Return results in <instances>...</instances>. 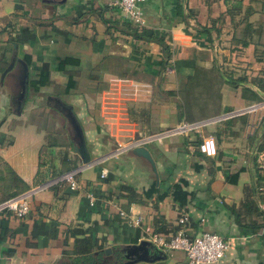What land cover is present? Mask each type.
<instances>
[{
  "label": "crops",
  "instance_id": "crops-1",
  "mask_svg": "<svg viewBox=\"0 0 264 264\" xmlns=\"http://www.w3.org/2000/svg\"><path fill=\"white\" fill-rule=\"evenodd\" d=\"M117 1L0 0V47L5 48L0 58V202L17 185L24 187L17 196L42 187L31 196L24 219L0 214V264H73L86 251L85 238H90L91 254L99 257L105 249L150 242L162 234L156 232L160 224L170 234L182 215L188 218L187 234L211 232L228 243L216 264H264V230L244 229L232 214L252 197L254 162L264 157L256 150L264 136V94L258 103L243 100L240 88L225 83L221 74L230 70L233 77L245 73L249 80L264 79V0H145L139 5L144 26L138 29L122 16ZM246 23L251 24L246 32L259 28L262 35L247 49H255L257 57L236 58L231 49ZM132 30L143 37H134ZM9 37L13 44L6 43ZM63 58L78 61L67 68L75 83L68 91L67 76L57 72ZM20 62L27 66L28 80L18 110ZM42 70L49 72L51 84L34 92L29 81ZM116 81L124 83L119 105ZM246 86L259 93L255 85ZM48 97L60 100L76 118L90 164L81 163L75 132ZM186 123L200 126L144 146L156 165L158 184L149 164L131 150L114 154L120 127L141 138ZM207 137L216 143L214 157L198 151ZM128 141L126 136L119 140ZM102 169L108 171L104 179ZM69 172L75 173L77 189L63 181ZM181 180L192 194L183 209L169 194L160 201L156 195L143 198L154 183L164 192ZM124 187L143 203H130ZM240 220L242 225L260 221L254 215ZM165 254V261L137 264L185 263L180 251Z\"/></svg>",
  "mask_w": 264,
  "mask_h": 264
},
{
  "label": "built area",
  "instance_id": "built-area-1",
  "mask_svg": "<svg viewBox=\"0 0 264 264\" xmlns=\"http://www.w3.org/2000/svg\"><path fill=\"white\" fill-rule=\"evenodd\" d=\"M144 1L145 0H118L115 3V6L118 8L122 16L138 29L144 26L143 14L139 6ZM114 88L115 95H117L118 99L116 104H118L123 95L124 83L122 81H116L114 83ZM254 108L255 107H252V109ZM198 126H200V124L186 123L179 125L175 129L167 130L151 136H143L141 138L136 137L132 130L120 127L115 131L116 136L114 140L116 142V150L114 154H119L125 150L127 151L136 147L148 145L155 140H160L172 134H184L191 131L192 128H196ZM125 136L129 138V141L123 145L119 142V140L123 139ZM198 151L207 157H214L217 153L214 139L211 137L203 139L198 145ZM258 163L261 168L264 169V157H261ZM107 174L108 171L106 169H102L99 177L104 179ZM63 181L71 190L79 187L75 180L74 172L67 173L63 177ZM41 189V186H37L26 193L0 202V214L9 213L19 220L24 219L30 211L29 202L31 196ZM259 193L264 196V186L260 188ZM88 198L90 200V204H93L94 197L89 195ZM119 214L124 218L126 217V214L123 212H120ZM187 223V216L182 215L178 220V225L181 227L178 231L168 235H155L150 239V242L164 252H182L186 258L184 264H216L219 262L229 247L228 243L217 234L211 232H201L194 236L189 235L183 229ZM135 224L138 225V221H135Z\"/></svg>",
  "mask_w": 264,
  "mask_h": 264
},
{
  "label": "trees",
  "instance_id": "trees-1",
  "mask_svg": "<svg viewBox=\"0 0 264 264\" xmlns=\"http://www.w3.org/2000/svg\"><path fill=\"white\" fill-rule=\"evenodd\" d=\"M241 5V2H240ZM239 5V6H240ZM247 19V18H246ZM245 29L240 36V38L235 39L236 46L231 49V53L235 55L236 58L239 57L240 54L245 55H252L253 57H257V52L256 50H252L251 52L247 51V49L251 45H256V43L260 40L261 38V32L260 30L256 29L252 33L246 32V29L248 27H251V24L246 23L245 24ZM204 29V28H203ZM134 37L136 38H142L143 34L137 33V31L132 30L131 33ZM249 36V41L247 40V37ZM255 38L256 42H253V39ZM15 41L13 40L12 37H9L8 40L6 41L7 44H13ZM162 44V41H160ZM164 50L166 53L168 52V49L164 45ZM5 54V48L0 47V58L3 57ZM167 57V56H166ZM78 61L77 59H72V58H63L58 60V65H57V72L63 73L64 75L67 76V84L65 86V90L68 91L72 88H74L75 83L72 81V74L70 71L67 69L72 66H77ZM222 77L225 81V83L231 85L234 89L240 88L241 90V97L243 100H246L248 102H254L258 103L260 102L261 95L264 94V79L261 80H249L248 76L243 73L239 77H233V72L230 70H224L221 72ZM51 84L49 80V72L47 70H42L38 74L37 79H32L29 81V86L34 92H39V90L43 87H48ZM247 84H253L256 86V88L259 90L258 92H253L250 90L249 87H247ZM257 152H264V136L261 139L260 145L256 148ZM254 185L251 190V195L252 197L249 199H246L239 207V209H232V214L235 217V221L239 226H241L244 229H251L254 232H259L264 230V208L262 206L264 205V196L260 195L259 190L262 186H264V169L261 168L259 163H257V159L254 162ZM234 178H237V175L233 176ZM13 181H15V184H22L21 181L18 178H13ZM16 184V185H17ZM187 187V182L184 180L179 181L178 183L173 184L170 189L164 192H160L159 188L156 187L155 183L149 187V189L145 192H143V198L144 199H149L153 195L157 196V200H163L165 197L170 195L171 199L175 204H177L179 210L183 209L188 201L192 198V194L186 191ZM17 191L15 193H11L10 195L8 194L6 196L7 199L12 198L14 196H17L18 194L22 193L24 187L22 185H17ZM123 191L126 194L127 199L130 201V203H138L141 204L143 203L140 199L138 194L135 193V191L129 187H124ZM241 215L244 216H252L254 215L257 217V219H260V221H253L251 223H248L246 225H242L240 217ZM241 223V225H240ZM165 226V225H164ZM162 224H160L156 232L157 233H162V235L168 234V230L164 227ZM181 227L178 229H173L171 233H175L178 231ZM83 234V233H80ZM83 245L86 248V251L84 255L82 256L80 261L72 262L73 264H103L104 260L106 257L104 255V252H102L101 257H95L93 254H91V241L90 238H85L83 240ZM118 257L115 259V261L118 263V259H121V256L119 254H116ZM103 261V262H102ZM114 260L108 258L106 260V264H111Z\"/></svg>",
  "mask_w": 264,
  "mask_h": 264
},
{
  "label": "water",
  "instance_id": "water-1",
  "mask_svg": "<svg viewBox=\"0 0 264 264\" xmlns=\"http://www.w3.org/2000/svg\"><path fill=\"white\" fill-rule=\"evenodd\" d=\"M15 61V60H14ZM23 68V76L21 82V93L19 95V103H17V108L19 110L21 103L24 99V96L27 92V80H28V69L25 63L20 62ZM4 72L3 74H5ZM48 101L52 100L54 102L53 107L60 111L67 121L71 124L73 131L78 139V144L75 146L74 151L77 153L81 159V163L83 165L90 164V156L87 154L84 144V136L82 129L77 122L76 118L72 114L69 109H66L63 103L57 98L48 97ZM131 153L139 158L144 159L150 166L152 173L155 176L156 184L159 183L158 172L156 169V165L149 153V151L144 147H136L131 149ZM119 254L121 256V260L124 262H120L118 264H137V263H155L165 261L167 259V255L164 251L157 248L153 243L149 241H140L138 244L123 246L118 248L113 252L111 249H105L104 254L109 255L108 258L112 259L113 254Z\"/></svg>",
  "mask_w": 264,
  "mask_h": 264
},
{
  "label": "rangeland",
  "instance_id": "rangeland-1",
  "mask_svg": "<svg viewBox=\"0 0 264 264\" xmlns=\"http://www.w3.org/2000/svg\"><path fill=\"white\" fill-rule=\"evenodd\" d=\"M258 6H259V5L257 4V7H258ZM53 93H54V92H53ZM49 94H50V93L44 94V96L49 95ZM43 103H45V101H44ZM54 115L57 117L56 114H54ZM58 117H59V116H58ZM54 120H55V118H54ZM57 121H60V122H61V119L58 118ZM115 150H116V147H115V149H114V152H115ZM117 257H118V256L115 255V253H114V254H113V258H112V260H115ZM120 260H121V259H118V263L120 262Z\"/></svg>",
  "mask_w": 264,
  "mask_h": 264
},
{
  "label": "flooded vegetation",
  "instance_id": "flooded-vegetation-1",
  "mask_svg": "<svg viewBox=\"0 0 264 264\" xmlns=\"http://www.w3.org/2000/svg\"><path fill=\"white\" fill-rule=\"evenodd\" d=\"M107 259H108V257H106V258H105V260H104V263H103V264H106V260H107ZM102 262H103V261H102ZM121 262H124V261H122V260H121ZM111 264H118V263H117V262L114 260V261H113Z\"/></svg>",
  "mask_w": 264,
  "mask_h": 264
}]
</instances>
